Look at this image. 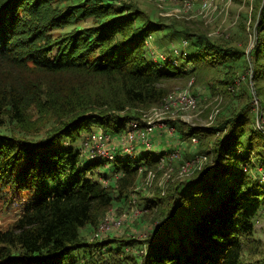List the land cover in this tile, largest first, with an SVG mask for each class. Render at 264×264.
<instances>
[{
	"label": "trees",
	"instance_id": "16d2710c",
	"mask_svg": "<svg viewBox=\"0 0 264 264\" xmlns=\"http://www.w3.org/2000/svg\"><path fill=\"white\" fill-rule=\"evenodd\" d=\"M153 20L136 0H0V212L15 211L0 223V264H259L253 219L264 207V136L243 109L210 135L202 130L215 139L186 156L210 160L157 197L165 205L157 202L156 225L146 237L81 235L134 192L139 166L146 174L158 161L125 158L110 164L117 177L99 176L102 162L80 166L74 145L81 134L92 124L123 128L137 119L133 111L162 102L166 84L192 73L148 58L146 38L168 29L169 41L155 40L161 51L176 37L186 40L196 76L222 63L218 83L201 89L231 84L235 62L244 57L238 32L213 39L184 21ZM256 32L254 85L264 81V1ZM254 158L263 170L255 175L247 169ZM212 195L218 199L209 202Z\"/></svg>",
	"mask_w": 264,
	"mask_h": 264
},
{
	"label": "rangeland",
	"instance_id": "374dc122",
	"mask_svg": "<svg viewBox=\"0 0 264 264\" xmlns=\"http://www.w3.org/2000/svg\"><path fill=\"white\" fill-rule=\"evenodd\" d=\"M139 6L148 12L151 15L152 20L160 17L165 19V21L175 19L177 21H184L189 24V27L193 29V27H197L196 29L204 30L208 37L214 38H229L233 33L238 32L240 40V44L244 47V57L239 61L235 62L237 68L234 69V77L232 83L226 87L223 86H215L212 91L211 88H203L201 87L206 83H218L217 80L222 78V73L225 67L223 64L218 63L215 66L205 67L203 71L193 73V62L189 59V54L186 56H174L173 49L175 48L179 50L180 44L181 48L184 50L187 48L186 45L183 47L182 43L186 40L179 41L180 38L176 37L175 39L168 42L166 49H156L157 43L155 40H158V43L169 41V37L165 40V36H171V33L168 29L158 30L154 36L158 38L155 39L153 34L148 36L145 40V47L147 50V56L152 61L155 60V57L158 53H165L166 56H173L176 58L177 65L176 66H168L172 68L179 69L180 71H192V73L183 79H179L173 83H168L165 86L168 88V93L180 90H187L191 94H193L198 102L197 109L195 111L183 114L172 115L168 112L162 111L159 108L160 104L155 106H151L145 108L144 110L133 111L132 116L137 119H131L123 128H116V131H105L103 128V124L100 125H91V129L89 132H83L80 136V139L74 145L76 150H79L81 155L80 166L84 167L88 162L91 161H99L102 162L101 167H98L95 171L96 173H100V175L110 172L109 167L112 162L106 163L105 161H101L98 158V153L102 149V140L97 143L89 142V140H93L94 136L101 135V138L108 134L110 136L109 140L104 143L106 148L114 147L119 149L120 147L124 149L125 147L131 146L132 152H126L123 154L125 157H128L130 161H135L140 159L142 156H154L156 158H163L164 165L161 166L162 163H156V167L151 170V176H147L142 172L137 173V179L135 184L134 192H132L128 198L123 199L120 202H115L112 208H109L106 214L109 211L114 212V216H119L122 213H126L128 215V220L122 225L121 228L110 231L105 236H117L121 234H125L124 236H131L136 239L142 240L146 237L147 233L155 227L156 214L160 212V207L157 209V202L162 201L158 200L162 196L161 193H165L174 185H177L181 182L188 181V177L192 176L195 171L189 176H182L180 174L181 166L180 162L182 160L188 161L193 157L187 156L188 153L197 151V146L200 143H208L215 139L214 136L210 137H202V132L206 134L207 130L212 131L213 127L219 122L227 118L233 117L236 113H238L241 109L250 111L251 116L253 117L250 125L255 127L260 132H262L264 136V81H259L254 85V81L252 78L253 75V66L252 59L250 56L251 51L255 47L257 42V32L256 25L259 17V12L262 8V4L264 0H224L218 1L217 6L214 9V12L210 14L209 17H192L190 10L186 8L181 2L179 5L173 6L171 2H162L159 3L160 8L156 5L154 1L156 0H136ZM196 0L195 2H198ZM175 7V8H174ZM199 6L192 8L191 11L193 13L194 10H197ZM174 8V9H173ZM174 10L176 11L174 15L171 13L164 14L161 12ZM196 12V11H194ZM181 15L180 17H177ZM182 17V18H181ZM154 21V20H153ZM168 23V22H167ZM219 29V34H214L215 30ZM163 38V39H162ZM160 39V40H159ZM174 45V46H173ZM157 46V47H156ZM159 48V47H158ZM188 52V51H187ZM156 54V55H155ZM157 58V57H156ZM248 62V69L245 71L243 65ZM165 67V66H164ZM209 69V70H207ZM196 76V77H195ZM257 88L261 91V94L257 93ZM197 90H200L199 93L201 95H197ZM225 90V91H224ZM167 93V94H168ZM262 102V103H261ZM127 111V110H125ZM129 112V111H128ZM109 114H114L113 112H107ZM119 116H124L126 113H115ZM133 121H138V125L140 127L146 128L148 126L155 128V131L152 135L148 136L145 145L140 142L137 138H134L133 142L130 144L126 133L129 130V125ZM126 127V128H125ZM167 128H173V134L170 135L167 132ZM212 128V129H211ZM199 129V130H196ZM193 130H196V135H192ZM203 130V131H202ZM199 131V132H198ZM199 135V137L197 136ZM210 135V134H206ZM219 133H216L218 136ZM191 136V137H190ZM192 138L196 140V142H192ZM146 139V137H145ZM194 140V141H195ZM64 144L68 142L66 140L63 141ZM89 142V143H88ZM88 143V146H86ZM128 144V145H127ZM92 147V149L90 148ZM118 147V148H117ZM120 149V150H122ZM179 149L180 156L177 158L171 159V156ZM117 152V150H115ZM206 155V154H203ZM169 156V158H168ZM186 156V157H185ZM208 160H210L209 156ZM125 160V159H124ZM252 166L248 169V172L251 174H256V171L263 172L260 166L258 165L256 159L252 160ZM201 167L199 170H201ZM198 170V169H197ZM110 174L114 177L113 172ZM105 180V179H104ZM106 185L110 183V178L106 179ZM231 179L227 178L223 181V183H230ZM103 184V183H102ZM105 185V186H106ZM163 198V197H162ZM34 199V198H33ZM32 199V200H33ZM217 195H212L209 198L210 201L217 200ZM153 202H155L153 204ZM160 203V202H159ZM207 201L205 199L199 202L197 208L201 211L205 209L207 206ZM162 204L164 206L165 204ZM193 212V208L191 209ZM19 210H16L18 212ZM111 211V212H112ZM197 212V209L196 211ZM15 215V211L11 214V211H6L5 213L0 212V223L7 222ZM253 226L255 229L254 238L261 241V254L257 255L259 258V264H264V207L261 208L256 216L253 219ZM93 229L90 227L83 228L81 230V235L89 240L91 238ZM104 236V237H105ZM109 237V236H108ZM107 237V238H108ZM105 239V238H104ZM115 248H119L116 245ZM126 250L128 252H136L137 250L128 247Z\"/></svg>",
	"mask_w": 264,
	"mask_h": 264
},
{
	"label": "built area",
	"instance_id": "2783aa9c",
	"mask_svg": "<svg viewBox=\"0 0 264 264\" xmlns=\"http://www.w3.org/2000/svg\"><path fill=\"white\" fill-rule=\"evenodd\" d=\"M196 0H156L154 1L156 3V5L160 8L159 3L162 2H171L173 6L176 7V5H179L180 2L186 6V8H188V10H190L192 17H209L210 14H212L214 12V9L217 6V2L218 1H224V0H199L198 2H195ZM196 6H199L197 10H194L196 12L191 11L192 8H195ZM174 7V8H175ZM173 8V9H174ZM169 10V11H164L162 10L164 14L167 13H171L172 15H174V13L176 11L174 10ZM181 15H178L177 17H180ZM182 18V17H181ZM214 34H219L220 30L217 29L213 32ZM183 47L186 45V41H184L182 43ZM174 46V45H173ZM176 46L173 47L172 51H173V55L174 56H184L185 51L184 48H181V44L179 47V50L175 48ZM156 55V54H155ZM157 57V58H156ZM155 57V60H153L154 62L160 63V64H169L170 66H176L177 62H176V58L173 56H166L165 53H158L157 52V56ZM198 106V102L196 97L191 94L190 92H188L187 90H180V91H174V92H170L168 94L165 95V97L163 98L162 102L159 105V108L162 109V111L164 112H168L169 114L172 115H177V114H183V113H189L192 111H195L197 109ZM138 123V121H137ZM136 123V121H133L130 125H129V130L126 133V136L128 138V141L130 144L131 142H133L134 138H137L140 142L144 143L145 145L148 146V144L146 143V140L148 139V136L152 135L155 131V128H152L150 126L144 128L140 127V125H138ZM126 128V127H125ZM174 129L173 128H167V132L168 134L172 135L173 134ZM146 137V139H145ZM110 138V136L108 134H106L105 136H103L101 138V135L99 136H94L93 140L92 137L89 140V142H93L94 144L97 142H100V140H102V145H101V150L98 153V159L99 160H103L106 163L112 162V164L115 161H122L125 158L123 154L126 152H132V147L128 146L125 147L124 149H122L121 147L119 149H116L114 147L111 148H106L104 146V143L106 141H108ZM192 138V142H196V140ZM88 142V143H89ZM88 143H86V146H88ZM127 144V145H128ZM92 149V147H90ZM118 148V147H117ZM122 149V150H120ZM115 150H117V152H115ZM128 155V154H126ZM134 155V154H133ZM133 155H128V156H133ZM178 156H180V152L179 149H177V151H175V153L171 156V159L173 158H177ZM169 158V156H168ZM170 159V158H169ZM208 161V157L206 155L203 154H196L193 157H191V159H189L188 161H184L182 160L180 163L181 166V170H180V174L184 177L191 175L194 171H198L201 167H203V165H205ZM158 163H162L161 166L164 165V160L163 158H158ZM143 167L139 166L138 167V172H142L143 171ZM198 169V170H197ZM148 176H151V170L147 171ZM146 174V176H147ZM106 181L102 179V183L104 185H106ZM112 211V210H111ZM109 211L101 220V222L98 224V226L94 229L92 237L94 239H101L103 238L106 234H108L110 231L121 228L122 225L128 220V215L126 213H122L119 216H114V212Z\"/></svg>",
	"mask_w": 264,
	"mask_h": 264
},
{
	"label": "water",
	"instance_id": "95a60500",
	"mask_svg": "<svg viewBox=\"0 0 264 264\" xmlns=\"http://www.w3.org/2000/svg\"><path fill=\"white\" fill-rule=\"evenodd\" d=\"M208 161H209V160H208ZM208 161H207V162H208ZM203 166H204V165H203Z\"/></svg>",
	"mask_w": 264,
	"mask_h": 264
}]
</instances>
